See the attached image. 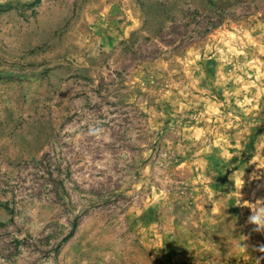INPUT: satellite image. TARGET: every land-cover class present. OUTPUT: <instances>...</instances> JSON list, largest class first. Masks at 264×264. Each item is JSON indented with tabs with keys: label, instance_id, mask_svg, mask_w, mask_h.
Returning a JSON list of instances; mask_svg holds the SVG:
<instances>
[{
	"label": "rangeland",
	"instance_id": "1",
	"mask_svg": "<svg viewBox=\"0 0 264 264\" xmlns=\"http://www.w3.org/2000/svg\"><path fill=\"white\" fill-rule=\"evenodd\" d=\"M261 198L264 0H0V264H258Z\"/></svg>",
	"mask_w": 264,
	"mask_h": 264
},
{
	"label": "clouds",
	"instance_id": "2",
	"mask_svg": "<svg viewBox=\"0 0 264 264\" xmlns=\"http://www.w3.org/2000/svg\"><path fill=\"white\" fill-rule=\"evenodd\" d=\"M261 170V169H257ZM250 214L248 215V223L250 225H254L255 227L252 229L254 232L264 233V198H261V205L256 206L253 205L249 208ZM254 213V214H253ZM239 247V245H237ZM257 251L264 253V245H261ZM264 259V256L258 257L259 262Z\"/></svg>",
	"mask_w": 264,
	"mask_h": 264
}]
</instances>
